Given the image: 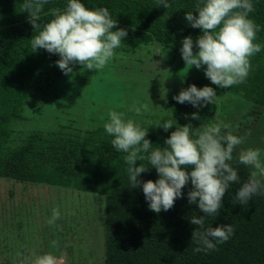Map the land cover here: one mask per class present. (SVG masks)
<instances>
[{
    "label": "trees",
    "instance_id": "16d2710c",
    "mask_svg": "<svg viewBox=\"0 0 264 264\" xmlns=\"http://www.w3.org/2000/svg\"><path fill=\"white\" fill-rule=\"evenodd\" d=\"M67 2L49 0L41 13V28L53 18L44 13L51 8L63 9ZM81 2L90 9L108 8L117 20V28L127 30L128 35L115 50H135L150 44L176 50L182 38L191 36L195 41L201 35V30L192 28L185 19L188 11L198 15L194 6L199 0H169V8L157 7L156 0ZM252 2L255 10L249 18L260 27L254 42L261 44L262 50L250 58L251 69L244 82L219 89L264 108V0ZM23 3L24 0H0V178L105 196L106 264H264V194L254 195L244 205L236 200V191L252 172L237 162L235 148L231 163L239 182L230 185L222 198L223 207L217 214L206 216L204 224V228L231 224L234 235L217 244L215 250L196 251L201 245L191 238L192 233L196 228L203 229L191 224L190 218L205 214L198 205L188 203L191 184L182 189L183 197L175 200L173 208L160 213L151 211L142 184L159 178L156 169L147 159L138 160L136 166L142 163L149 170L138 177L140 185L132 187L124 162L126 154L112 146V137L104 126L88 131L70 125L55 131L37 130L20 144L12 145L11 126L25 120V105L33 92L64 75L56 64L58 54L31 47L32 36L41 29H33L29 13L22 10ZM70 66L83 68L79 64ZM168 121L174 125L168 131L158 126ZM140 126L148 130L146 139L153 148L164 147V141L178 127L169 116ZM222 133L228 132L222 129Z\"/></svg>",
    "mask_w": 264,
    "mask_h": 264
},
{
    "label": "clouds",
    "instance_id": "9594fccd",
    "mask_svg": "<svg viewBox=\"0 0 264 264\" xmlns=\"http://www.w3.org/2000/svg\"><path fill=\"white\" fill-rule=\"evenodd\" d=\"M48 2L24 0L21 5L22 10L29 13L28 20L33 29H41L31 38L34 51L42 48L50 54H58L60 59L56 64L65 75L73 71L70 65L75 64L88 70H102L128 35L127 30L117 28V20L112 18L108 8L90 9L81 0H68L63 9H49L44 14L53 18L41 28V13ZM156 6L169 8L171 5L169 0H156ZM194 7L198 15L188 11L185 19L192 28L200 29L201 35L195 41L191 36L182 40L180 51L186 66H195L198 70L206 66L205 76L223 89L244 82L251 69L250 58L262 50L261 44L254 42L260 27L249 18L255 10L252 0H199ZM194 44L198 48L195 53ZM173 99L180 104L187 102L202 108L208 104L215 105L218 96L210 86L197 88L192 84ZM147 107L142 105L133 110L139 115L141 108L147 110ZM108 116L104 129L112 137V146L126 154L124 162L132 187H138V177L149 170L142 163L136 166L138 160L147 159L157 171L159 178L156 181L148 180L142 184L149 209L156 213L170 210L175 200L183 197L182 189L190 183L188 203L198 205L205 214L190 218L191 224L203 229L198 231L196 228L192 233L191 238L201 245L195 250L211 251L217 244L227 242L234 235L233 225L204 228V224L206 216L217 214L223 207L222 198L230 185L239 182L238 172L231 162L234 148L243 143V138L222 133V127L227 126L221 123H204L199 127L202 130L195 132L192 125L187 124L176 127L164 141V147L153 148L152 142L146 139L148 130L133 119H125V114L117 111H110ZM191 118L200 117L198 113H192ZM158 126L168 131L174 125L168 121ZM261 155L258 148H248L239 153L237 162L255 169L236 191V200L241 205L248 203L254 195L264 194V184L260 179L264 177ZM60 216L59 209L53 208L47 223L54 225ZM51 244L55 248L58 241L53 240ZM17 255L18 264H58L52 253L35 259L27 250Z\"/></svg>",
    "mask_w": 264,
    "mask_h": 264
},
{
    "label": "rangeland",
    "instance_id": "374dc122",
    "mask_svg": "<svg viewBox=\"0 0 264 264\" xmlns=\"http://www.w3.org/2000/svg\"><path fill=\"white\" fill-rule=\"evenodd\" d=\"M182 40L176 50L158 44L114 50V57L100 71L71 66V73L53 78L49 86L33 92L25 105V120L11 126L12 145L37 130L55 131L69 125L92 130L108 122L110 111H117L139 125L166 116L177 126L191 124L196 131L204 123H221L227 126L222 129L243 138L235 147L238 154L258 148L264 161V108L222 92L205 76L206 66L199 70L186 66L180 51ZM193 51L198 48L194 46ZM192 84L214 88L216 104L197 108L173 99ZM142 105L147 110L141 108L137 115L133 109ZM192 113L200 118L192 119ZM260 179L264 184V177ZM53 208L61 216L49 225ZM53 240L58 241L55 248ZM105 240V196L0 178V264H18L17 254L25 250L33 259L52 253L58 264H106Z\"/></svg>",
    "mask_w": 264,
    "mask_h": 264
}]
</instances>
